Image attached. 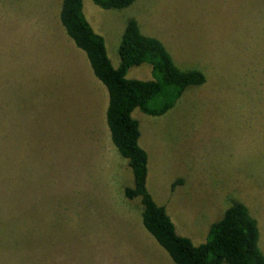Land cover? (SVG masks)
Instances as JSON below:
<instances>
[{"label":"rangeland","instance_id":"rangeland-1","mask_svg":"<svg viewBox=\"0 0 264 264\" xmlns=\"http://www.w3.org/2000/svg\"><path fill=\"white\" fill-rule=\"evenodd\" d=\"M115 67L128 22L176 65L203 72L163 116L139 109L148 189L199 245L234 203L264 253V0H84ZM63 0H0V264H175L146 230L129 161L113 144L109 93L63 26ZM128 78L152 80L149 64Z\"/></svg>","mask_w":264,"mask_h":264},{"label":"trees","instance_id":"trees-1","mask_svg":"<svg viewBox=\"0 0 264 264\" xmlns=\"http://www.w3.org/2000/svg\"><path fill=\"white\" fill-rule=\"evenodd\" d=\"M92 1L103 9L117 10L128 8L137 0ZM83 2L63 0L60 19L108 90L106 120L111 140L129 161L134 176V185L127 187L124 195L140 200L146 230L175 264H264L258 221L244 203L232 204L222 219L211 225L206 241L197 245L178 234L166 208L156 203L148 189L149 155L140 144V122L133 113L139 109L151 116L165 115L188 88L206 82L205 74L179 68L162 41L143 34L135 19L126 26L119 47L120 66L115 67L105 38L94 31L84 14ZM143 64L151 65L152 80L127 77L130 68Z\"/></svg>","mask_w":264,"mask_h":264},{"label":"flooded vegetation","instance_id":"flooded-vegetation-1","mask_svg":"<svg viewBox=\"0 0 264 264\" xmlns=\"http://www.w3.org/2000/svg\"><path fill=\"white\" fill-rule=\"evenodd\" d=\"M131 69V68H130ZM131 79H136V78H131Z\"/></svg>","mask_w":264,"mask_h":264}]
</instances>
